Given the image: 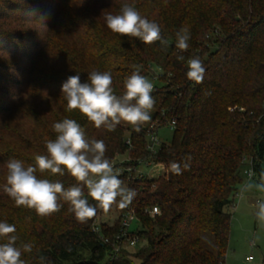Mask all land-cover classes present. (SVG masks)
Returning <instances> with one entry per match:
<instances>
[{
	"label": "trees",
	"instance_id": "obj_1",
	"mask_svg": "<svg viewBox=\"0 0 264 264\" xmlns=\"http://www.w3.org/2000/svg\"><path fill=\"white\" fill-rule=\"evenodd\" d=\"M125 2L159 25L166 46L107 28L105 14H119ZM184 26L191 36L181 52L175 34ZM191 57L205 67L198 84L186 77ZM43 59L51 62L38 68ZM134 65L154 83L152 118L139 132L123 123L97 129L78 110L67 111L61 89L69 76L79 74L83 83L93 70L108 71L121 95ZM65 118L103 140L109 160L123 153L131 159L123 162L131 174L124 170L120 179L136 196L125 208L116 204L118 218L98 232L100 209L81 223L60 201L58 212L41 217L4 191L7 162L34 165L56 137L52 125ZM172 120L171 141L149 151L148 132ZM245 160L257 171L264 162V0H0V221L15 225L17 247L32 245L22 253L25 264H42L41 257L43 264H224L231 220L225 209L234 204ZM141 161L166 168L176 161L183 170L139 179ZM37 176L76 184L67 173ZM85 197L95 204L86 189ZM153 206L160 213L150 216ZM129 209L137 217L130 236L142 242L137 251L116 240Z\"/></svg>",
	"mask_w": 264,
	"mask_h": 264
},
{
	"label": "clouds",
	"instance_id": "obj_2",
	"mask_svg": "<svg viewBox=\"0 0 264 264\" xmlns=\"http://www.w3.org/2000/svg\"><path fill=\"white\" fill-rule=\"evenodd\" d=\"M107 28L118 35L139 39L147 45L157 41L166 46L159 25L142 16L131 4H122L119 14L107 13L104 16ZM175 47L181 52L189 48L190 30L187 26L176 32ZM183 55L177 60L183 61ZM125 78L123 93L117 95L113 88V77L108 71L93 70L88 73L87 82H81L79 74L72 75L62 84V94L67 102V111L78 110L95 128H105L111 132L120 124L130 125L139 132L141 127L151 121V111L155 105L152 96L153 83L140 73V67ZM186 77L194 83H201L205 67L199 57L187 60ZM56 133L54 140L45 142L46 154L34 157V165L10 159L6 164V184L4 191L17 207L34 209L37 215L44 217L58 212L64 201L69 205L76 220L81 223L97 215L98 209L107 213L114 204L125 208L135 198L134 189L127 187L120 179V172L106 157L107 147L103 140L89 139L85 129L74 119L65 118L52 125ZM159 171L180 174L182 168L176 161L169 162L167 168L158 164ZM185 163L183 168H188ZM40 173L48 172L52 176L69 174L75 185L65 188L59 181L39 178ZM253 184H246L242 194L251 191ZM257 191L264 192V175L255 184ZM90 197L95 204L89 203ZM254 215L260 224H264V199H258L254 205ZM13 224L0 221V264H25L21 259L23 252H31L32 245L17 247L18 237ZM45 258L41 257V261Z\"/></svg>",
	"mask_w": 264,
	"mask_h": 264
},
{
	"label": "rangeland",
	"instance_id": "obj_3",
	"mask_svg": "<svg viewBox=\"0 0 264 264\" xmlns=\"http://www.w3.org/2000/svg\"><path fill=\"white\" fill-rule=\"evenodd\" d=\"M50 62V60L43 59L34 64L38 68H44ZM156 135L159 142H170L173 137V129L170 123L160 126ZM115 158L120 161L119 163L131 160L127 153L117 155ZM123 166L125 165L123 164ZM252 169L251 162L245 160L240 168L242 181L237 186L234 204L225 209L231 214V220L229 243L224 264H264V224L258 223L254 215L256 201L264 199V192L257 191L255 188V184L260 183L261 177L264 175V162L261 163L259 171L254 170L253 176L248 177L247 171ZM137 170L148 178L164 176L167 172L159 171L156 165H145L144 163L139 164ZM249 183L254 185L252 190L242 194V188ZM118 215L116 204H114L107 213L101 210L96 219L98 223L113 224ZM141 245L142 242L139 241L130 250L137 251ZM249 256H252V259H248ZM137 262L138 260L135 259V264Z\"/></svg>",
	"mask_w": 264,
	"mask_h": 264
},
{
	"label": "built area",
	"instance_id": "obj_4",
	"mask_svg": "<svg viewBox=\"0 0 264 264\" xmlns=\"http://www.w3.org/2000/svg\"><path fill=\"white\" fill-rule=\"evenodd\" d=\"M156 75L153 77V80H156ZM153 83V82H152ZM154 86V83H153ZM172 129L175 126V120H172L169 122ZM157 130H152L150 132H148L147 134V149L151 152H154L158 146L161 144V142H159L158 138H157ZM129 142V140H128ZM114 166L116 169L119 170L120 174H122L124 172V170H126L129 174H131L132 171V166H123V163H119L120 161H117L116 158H114L112 160ZM124 162V161H123ZM140 163H144L145 165H149L147 162L145 163V161H141ZM150 165H158V164H150ZM254 174V170H249L247 171V175L248 177H252ZM136 175L137 177L140 179L141 177L145 176L143 175L141 172H139L138 170H136ZM146 212L150 215V216H154L156 214L160 213V210L158 208V206H153L152 208H150L149 210H146ZM136 220L137 217L135 215L134 210H127L121 217L120 219V224H119V233L116 235V240L117 242H122L125 245H129L131 247H134L139 241V237L137 234H134L133 236H130V231L132 230V227L136 224ZM100 224L97 222V219H95L94 221V225H93V231L98 232L100 231ZM110 226L113 224L108 223ZM105 241H107V238L105 239ZM115 248L116 250H118L120 248V245H116L115 244ZM248 259H252V256L247 257Z\"/></svg>",
	"mask_w": 264,
	"mask_h": 264
}]
</instances>
